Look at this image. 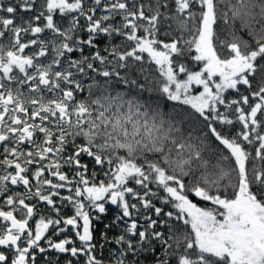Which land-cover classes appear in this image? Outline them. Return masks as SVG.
Instances as JSON below:
<instances>
[{"label": "snow or ice", "instance_id": "1", "mask_svg": "<svg viewBox=\"0 0 264 264\" xmlns=\"http://www.w3.org/2000/svg\"><path fill=\"white\" fill-rule=\"evenodd\" d=\"M16 4L21 13L36 10V0H16ZM92 5L86 11L83 0H44L38 14L28 19L20 16L17 24V7L0 3V13L7 14L0 15V39L10 35L7 43H0V145L4 156L0 160V197L11 191L9 185H23L25 190L6 195L4 205L10 210H0V249L12 253L9 259L0 250V264H35V252L47 250L42 240L56 252L85 256V264H101L93 254L91 230L92 219L99 217H92L88 209L103 214L105 203L120 209L117 221L127 218L126 235L117 239L118 244L127 245L124 253L136 254L146 245L159 242L167 256L173 249L169 241H174L176 264H264V134L258 131L264 126V0H92ZM97 9L106 14L95 18ZM56 11L62 17L79 15L70 17L69 27L62 30L54 22ZM80 17L87 22L86 39L75 36ZM41 19L45 21L43 27L34 25L33 21ZM221 19L225 24L229 19L240 21L253 43L234 37L222 58L214 28ZM173 29L179 35L160 39L162 33L168 37ZM45 30L52 34L47 41L23 40V36L39 37ZM101 35L123 39L106 47L107 55L95 51L80 59L68 57L61 68L66 54H83V45L96 48V38ZM36 45L38 51L26 54V49ZM49 45L54 55L43 63L40 58L47 55ZM219 45L224 47L225 42L219 41ZM185 52H194L190 58L199 70H190L182 62ZM145 63L155 66L159 93L191 109L189 116L194 114L203 123L202 136L196 137L199 144L192 142L191 131L184 136L171 120L157 119L158 112L150 113L143 104L125 100L122 94L111 96L94 78L87 86L88 99L77 100L76 93L83 92L84 86L74 77L90 70L105 78L104 84L116 77L125 85H136V79L122 76L120 70L143 74ZM193 85L202 91L192 94ZM98 88L102 94L93 99ZM229 90L237 97L229 99ZM237 123L242 127L234 136L215 126ZM237 137L249 145L258 142L254 158ZM78 138L83 142L77 143ZM213 139L218 142L213 149L218 155L210 165L201 146ZM24 144L30 146L27 152L20 147ZM69 145L71 151L65 158ZM49 156L55 159L49 160ZM85 156L96 166L107 165L106 181L90 185L85 176L88 164L81 160ZM250 158L262 163L258 166L253 162L249 169ZM34 164L37 168L30 179L28 166ZM63 166L74 168L79 178L74 191L73 180L61 171ZM45 171L58 182L45 178ZM32 180L36 181L35 191ZM65 188L70 195L60 194ZM228 189H232L231 196ZM189 195L214 207H198ZM56 197L73 206L72 216L61 215ZM28 200L37 203L29 204ZM156 200L174 211H165ZM37 204L46 205L56 216L40 215L33 230L29 222L40 211ZM149 213L182 222L190 232L174 236L169 224L165 238L156 226L167 221L154 219ZM141 217L146 221L143 225L139 223ZM69 228L80 241L79 248L68 247L73 239L54 242L46 235L51 229L52 235L60 236ZM117 264H124V260ZM158 264H170V259L158 258Z\"/></svg>", "mask_w": 264, "mask_h": 264}, {"label": "trees", "instance_id": "2", "mask_svg": "<svg viewBox=\"0 0 264 264\" xmlns=\"http://www.w3.org/2000/svg\"><path fill=\"white\" fill-rule=\"evenodd\" d=\"M69 2H72V0H69ZM235 2V0H233ZM44 0H40V4H38L35 7V11L30 12L31 17L38 14L40 10H42ZM85 10L87 11V8L92 7V0H83ZM222 9H225L224 5L220 6ZM30 13L27 12V17H30ZM106 14L101 12L100 9H97L96 17L99 18L101 15ZM78 13H70L68 16L62 17L58 11L53 13L54 22L57 23V25L63 30L67 27H69V21L70 17L72 16H78ZM230 16V13H229ZM119 19V18H117ZM40 23L37 26L43 27L45 21L41 19L39 21ZM114 22V21H113ZM87 26V22L83 17L79 18V27L77 28V31L75 33V36L80 39H86L88 36L87 31L85 30ZM256 27H259V25H256ZM216 29L217 34V51L221 55V57H226L227 55V43H231L234 40V37L239 38L243 41H248L250 43H253L252 36L249 35V31L247 28L241 27V22L236 21L233 23L231 19H229V22L227 24L224 23V21L221 19L218 21L217 25L214 26ZM143 35V33H140ZM173 34L179 35V33H176L173 29V32L169 33L168 37H166L163 33L160 35V39H168ZM52 38V34L45 30L43 33L39 35V37H33V39H43L45 41ZM58 40L62 38H57ZM122 37H114L109 38L106 36H97L96 38V48H89L87 45H83V54L80 51H75L71 54H66L64 58H62V64L61 68L66 66V60L68 57H71V59H80L81 55L83 56H91L92 53L95 51H99L102 55H107L105 52V48L109 47L113 44H120L122 41ZM219 41H224L225 46L220 47ZM69 43H73V41H69ZM254 46V44H253ZM39 50V45L33 46L26 50V54H32L35 51ZM54 53L52 52L51 45H49L47 50V55L45 57H41L40 61L43 63H48L52 59V56ZM145 57L147 54H144ZM191 55H194L193 53H184V57L180 58L183 63H185L186 67H188L190 70H199V66L196 62L191 60ZM97 67H101L98 62H96ZM144 68L146 69L143 74H141L139 71H132L131 73H126V70H120L121 75L127 74L129 78H134L137 80L136 85H125L122 80H118L116 77L111 78V82L109 84H104L103 81L105 78L97 76L95 73L91 72L90 70L87 71L86 75L83 76H76L75 79H79L84 86V91L80 92L81 97L77 100H87L89 97L88 88L87 86L89 84L93 83V78L96 81L101 82V85L103 88L107 89V93L111 96H116L118 93L122 94L124 96L125 100L133 99L137 101L140 104H143L147 109H149V112L156 111L159 113L157 116V119H160L163 117L165 121L171 120L176 127H179L183 133L184 136H187L189 131L192 132V142L195 144H199L200 141L196 139L198 136H202L201 129H203L204 125L202 122L196 120L194 118V114L192 116H189V113L191 112V109L186 108V106L175 104L174 102L168 101L165 97H163L159 91H158V85H157V79H158V73L154 71L155 66L149 65L147 63L144 64ZM147 77V79H145ZM183 78V75L181 77ZM143 85V88L140 86ZM258 87V84L256 81L253 82V88L256 89ZM193 92L192 94H197L202 89L197 88L195 86H192ZM241 90L247 94L246 90L241 86ZM101 89H95L93 92L92 98L94 99L96 96L101 95ZM226 96L231 99L237 97V94L235 92H232L229 90L228 93H226ZM221 110L223 111V108L221 106ZM141 111H144V108H141ZM230 117L234 118L233 113H229ZM215 126L223 131L226 135L234 136L235 133L242 127L238 123L232 126L229 125H220L215 124ZM167 128V124H165V129ZM258 131H261L262 134H264V126H262ZM175 134V133H174ZM178 135V134H176ZM239 142L241 145L245 148L246 151H248L251 154V157H255V147L258 146V142L253 145H249L247 142L243 141L242 139H239ZM218 142H214L213 140L206 141L205 145H202L201 147L204 148V151L202 152L203 157L206 160L210 161V165L214 164L216 161V156L218 153H215L213 151L214 148L217 147ZM222 147V146H220ZM124 154V153H121ZM253 162H255L258 166L262 163L260 161H253V159L250 158L248 162V167L251 169ZM105 170H107V165L104 166ZM201 171H203L201 169ZM209 172L212 171L211 167L208 169ZM199 171L196 172V176H199ZM107 179V178H106ZM185 180L187 181L188 178L186 177ZM100 182V181H99ZM227 181H225L226 183ZM95 184L94 180H92V184ZM99 184V183H98ZM132 187H136L135 185H131ZM163 193H161L162 195ZM221 194L223 195V189L221 190ZM229 196L232 195V189H228ZM189 198L192 200L193 203H195L198 207L201 208H213L214 206L211 205L209 202L201 201L199 198H196L194 196L189 195ZM157 206L160 205L159 201H154ZM164 207L165 211H174L170 206H162ZM117 210V211H116ZM120 214V209L116 206L113 209H108L106 216L103 220V222L99 225H97L93 231V244L95 245L93 249V254L95 255L96 259L101 261V264H117V261L120 259L124 260V264H158V258L159 259H170V264H176V256L172 255L173 249L176 248V245L174 241H169L173 245V249H169V255H165L163 247L159 244V242H154L153 244H148L145 246V250H140L136 254H133V252L128 251L124 253V249L127 248V245H121L117 243V239L122 236L126 235L125 229L127 227L126 220H116L117 215ZM153 216L154 219L167 221L165 224H157L156 230L163 232L165 235V238L169 235V227L170 224L172 226V234L177 237H182L186 232H190V227L185 226L182 222H178L176 220L168 221L167 217H155L153 213H149ZM115 221V222H114ZM140 225H143L146 223L141 218H139ZM108 227H105V226ZM139 230H143L140 228ZM130 239H133L134 241L137 239L136 237H129ZM138 247V246H137ZM180 251H183V245L180 247ZM122 253H124L122 255ZM86 257L83 255H80L74 260L73 264H85Z\"/></svg>", "mask_w": 264, "mask_h": 264}, {"label": "flooded vegetation", "instance_id": "3", "mask_svg": "<svg viewBox=\"0 0 264 264\" xmlns=\"http://www.w3.org/2000/svg\"><path fill=\"white\" fill-rule=\"evenodd\" d=\"M0 3H2V5L4 7L8 6L9 4H13V5H15L17 7V13H18L17 14V18H16V23L17 24L20 23V16H23L25 19H28L27 12L21 13L19 11V6L16 4V0H0ZM38 4H40V0H36L35 7ZM0 15H7V14L6 13H0ZM30 17H31V13H30ZM33 23H34V25L37 26L40 22L39 21H33ZM9 39H10V35L6 34V36L4 38L0 39V43H7ZM29 39H33V37H31V36H23V40L24 41H27ZM29 71L31 72L32 70L29 69ZM80 97H81V93L77 92L76 93V98L80 99ZM29 110L31 111V109H29ZM40 139H41V137L38 134L37 135V141L39 142ZM82 142H83L82 138H78L77 139V143H82ZM20 147H21V149L24 152H27L30 149V146L27 145V144L21 145ZM70 151H71V145L68 146V150L65 151L63 156L66 158ZM2 153H3V146L0 145V160L4 159V156H3ZM9 159H14V158L13 157H9ZM53 159H55V158L49 156V160H53ZM81 160H82V163L88 164V169H87V172L85 173V176L89 180L90 185L92 184V180H94L96 185H99L98 183H100L101 181H106V177L104 175V172L106 171L105 168H101L99 166H96L94 164V161H92L91 158H89V157H86V156L82 157ZM21 163H23V160H21ZM44 163H48V161H45ZM28 167L31 170L27 173V175L31 179L33 172L37 168V165L34 164V165H31V166H28ZM2 170H3L2 167H0V172H2ZM8 171H13L14 172V169H8ZM61 171L63 173H65L69 177L70 180H73V184L71 185V187L73 188V191H74V189L76 187L75 181H77L79 179L78 177L75 176V169L74 168H69L67 166H63L61 168ZM94 172H95V178L93 177V173ZM44 176H45V178L52 179L54 182H58V181L55 180L54 177L50 176L47 171H45ZM31 184L33 186L32 190L35 191L36 181L32 180ZM80 186L83 187V185H80ZM9 187L11 188V191H9L6 195H13L15 192H24L25 191L24 188H23V185H18V186L9 185ZM59 191H60V194L62 196L70 195V193L68 192L67 188L60 189ZM6 195L3 196V197H0V210H10V209L7 208V206L4 205V200L6 199ZM54 199L56 201V206L60 207V209H61V215L62 216L69 217V216H72L74 214L75 210H74L73 206L68 201H61L59 197H56ZM26 202L29 203V204L37 203L36 200H28ZM84 203L87 206L88 202L84 201ZM99 203H105V202L104 201H100ZM37 206L40 209V211L36 214L35 218L29 222L30 226L33 228V230L35 228V220L39 219L40 215H44V216H46L48 218H55V216H56V214L54 212H52L50 209H48L46 205L37 204ZM105 208H106V211H105L103 216H100L98 211L92 210L90 208L88 209L89 212H90V215L92 217H99V219L93 218L92 221H91V230H92V232L94 231V229H95V227L97 225H99V224H101L103 222L102 219L105 218L107 210L108 209H113L114 207L111 208V207H109L108 203H105ZM16 215H17L18 218H20V214L19 213H16ZM46 235L51 237L54 242H58L60 239H63L65 237L73 239L74 243L72 245H68V247L69 248L73 247V246H75L77 248L80 247V241L75 237V233L71 230V228H69V230L67 232L62 233L60 236L52 235V230L51 229L49 230V232ZM41 245L43 247H45L47 250L44 253H39L38 251L35 252V256H36L35 264H73L74 260H76V258L78 257V256L77 257H73L68 252H66V253L56 252L55 250L50 249L49 246L43 240L41 241ZM0 250L5 251V253L9 256V259H11V256H12L11 252H8L6 249H0Z\"/></svg>", "mask_w": 264, "mask_h": 264}, {"label": "water", "instance_id": "4", "mask_svg": "<svg viewBox=\"0 0 264 264\" xmlns=\"http://www.w3.org/2000/svg\"><path fill=\"white\" fill-rule=\"evenodd\" d=\"M108 205H109V207H111V208L115 207V205H111V204H109V203H108ZM98 213H99V212H98ZM99 215H100V216H103L104 213H103V214L99 213Z\"/></svg>", "mask_w": 264, "mask_h": 264}, {"label": "rangeland", "instance_id": "5", "mask_svg": "<svg viewBox=\"0 0 264 264\" xmlns=\"http://www.w3.org/2000/svg\"><path fill=\"white\" fill-rule=\"evenodd\" d=\"M218 79V78H217ZM193 86H195V87H197L196 85H193ZM197 88H199V87H197ZM200 89H202V88H200ZM202 91V90H201ZM198 94V93H197Z\"/></svg>", "mask_w": 264, "mask_h": 264}]
</instances>
